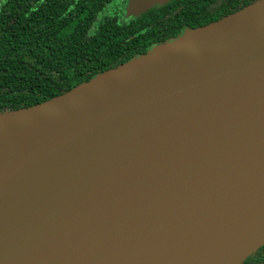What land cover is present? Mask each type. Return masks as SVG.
I'll return each instance as SVG.
<instances>
[{"label": "water", "instance_id": "obj_1", "mask_svg": "<svg viewBox=\"0 0 264 264\" xmlns=\"http://www.w3.org/2000/svg\"><path fill=\"white\" fill-rule=\"evenodd\" d=\"M263 245L264 0L0 114V264H241Z\"/></svg>", "mask_w": 264, "mask_h": 264}, {"label": "trees", "instance_id": "obj_2", "mask_svg": "<svg viewBox=\"0 0 264 264\" xmlns=\"http://www.w3.org/2000/svg\"><path fill=\"white\" fill-rule=\"evenodd\" d=\"M127 4L0 0V114L49 100L146 53L154 43L176 38L181 20L177 0L139 15H127ZM233 9L213 8L222 17Z\"/></svg>", "mask_w": 264, "mask_h": 264}, {"label": "flooded vegetation", "instance_id": "obj_3", "mask_svg": "<svg viewBox=\"0 0 264 264\" xmlns=\"http://www.w3.org/2000/svg\"><path fill=\"white\" fill-rule=\"evenodd\" d=\"M196 1L197 0H177L178 7L176 8V10L180 11L179 14H181L179 33L177 34V36L183 34L186 30L197 28L221 19L224 14H221V12L218 14L217 11L215 12V10H213V8L229 6V8H234L233 10H235L240 6L246 7V5L249 6L255 3H251L252 0H201L200 3H196ZM230 10L232 11V9ZM238 10H235L233 12H236ZM231 11H229V14L233 13ZM202 18H206L207 22L203 23L201 21ZM156 45L159 44L154 43L150 45L147 51L151 50ZM256 253L257 255L255 258H250ZM241 264H264V245L261 246L255 253L248 256Z\"/></svg>", "mask_w": 264, "mask_h": 264}]
</instances>
